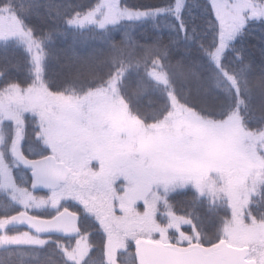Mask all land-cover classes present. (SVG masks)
I'll list each match as a JSON object with an SVG mask.
<instances>
[{
    "label": "snow or ice",
    "instance_id": "6c2138e0",
    "mask_svg": "<svg viewBox=\"0 0 264 264\" xmlns=\"http://www.w3.org/2000/svg\"><path fill=\"white\" fill-rule=\"evenodd\" d=\"M168 17L174 23L158 27L157 37L151 41L134 42L126 30L141 22ZM252 25L264 29V0H161L146 8L131 7L127 0H0V198L10 202V211L0 212V264H12L16 254L45 264L52 243L65 264H91L95 245L90 243L91 233L81 230L82 213L85 223L92 219L104 232V264H141L140 237H151L150 243L188 259L214 257L222 248L232 249L230 239L225 238L226 231L216 240L201 239L191 213L186 218L170 214L169 223L160 225L152 213L154 206L146 202L144 213L137 214L134 221L139 230L125 232L110 252L114 233L105 219L110 216L117 224H124L128 213L116 216L111 207L90 206L95 192L71 183L57 168L63 152L50 133L47 110L33 98L40 96L53 104L62 102L64 91L54 90L45 78V52L58 41L68 40L70 34L75 40V34L95 29L109 37L107 63L114 67L103 85L117 90L130 112L135 102L138 119L141 111L153 116L149 127L164 125L177 110L190 112L207 127L226 124L233 115L232 96L213 97L217 110L224 113L222 120L204 117L193 101L219 91L218 76L229 64L237 66L245 91L251 95L252 88L244 74L257 64L264 65V46L257 56L243 43ZM113 30L120 31L119 40ZM165 32L169 34L168 42H164ZM193 44L195 56L191 52ZM10 49L24 52L26 63L34 69L24 84L8 78L17 68L8 55ZM72 56L82 64L92 59L81 56L75 48ZM161 81L166 86L163 89ZM255 87L264 99V73ZM29 118L35 122L31 154L25 150ZM260 159L264 161V157ZM176 179L181 181V187L193 183L198 192L196 199L203 195L200 181L173 176L167 183ZM41 191L48 195L37 196ZM44 211L50 214L43 215ZM184 224L190 231L183 229ZM260 226L264 227V222ZM173 230L178 234L170 237ZM125 236L130 240L126 241ZM53 237L74 243L69 247ZM246 249L249 255L255 254V264H264V239L246 241L237 251L244 253ZM231 264L252 262L241 256L234 257Z\"/></svg>",
    "mask_w": 264,
    "mask_h": 264
},
{
    "label": "rangeland",
    "instance_id": "374dc122",
    "mask_svg": "<svg viewBox=\"0 0 264 264\" xmlns=\"http://www.w3.org/2000/svg\"><path fill=\"white\" fill-rule=\"evenodd\" d=\"M33 101L47 110L50 133L63 152L62 173L76 186L95 192L90 206L111 207L116 216L127 211L124 224L110 216L105 219L114 233L110 252L125 232L139 230L134 221L137 214L144 213L146 202L154 206L152 213L158 222L159 207L168 194L195 189L191 182L179 186V179L167 183L173 176H190L200 181L203 194L228 201L236 215L225 238L233 247L264 239L260 224L239 222L256 187L264 182V161L260 159L264 157V131L252 134L236 117L207 127L184 110L175 111L162 126H145L131 115L112 87L83 99L65 97L56 104L40 96ZM61 187H65L63 182ZM248 259L255 262V254H248Z\"/></svg>",
    "mask_w": 264,
    "mask_h": 264
},
{
    "label": "trees",
    "instance_id": "16d2710c",
    "mask_svg": "<svg viewBox=\"0 0 264 264\" xmlns=\"http://www.w3.org/2000/svg\"><path fill=\"white\" fill-rule=\"evenodd\" d=\"M71 3H78L81 0H69ZM89 2V0H82ZM94 2V0H92ZM127 3L134 8H146L161 3V0H127ZM201 15L203 13L201 12ZM173 22L171 17L162 18L158 21L141 22L134 26L127 27L134 42H147L155 39L158 34V27H163L166 23ZM199 22V21H198ZM113 34L117 40L120 39V31L113 30ZM169 34L165 32L164 42H168ZM204 43H208V38H204ZM244 46L257 56L260 54L261 47L264 46V29L259 25H252L248 34L244 38ZM109 37L104 33L95 29H87L82 33L75 34V40L70 34L68 40H61L54 47L49 46L45 52L46 58L43 61V70L45 78L51 82L54 90H63L65 97L83 99L91 92L107 89V85H103L108 75L114 71V67L107 63L109 55ZM72 48L83 57H92L88 64H82L79 60H75L72 56ZM192 55H196V46H191ZM8 55L11 57L13 64L17 65L9 79L17 80L24 84L29 79V73L34 72L30 63H26L24 52L18 49H10ZM261 73H264V65L257 64L254 69H249L244 74L249 86L252 88L251 95L245 91V85L238 74V68L234 64L225 65L221 69L218 76L219 91H213L208 97L194 100L201 114L209 119L222 120L224 113L218 111L213 97L224 98L226 96L233 97L231 105L232 117H236L241 121L246 131L252 134H261L264 131V99L259 95L256 89V82L260 79ZM95 77V78H94ZM65 85H69L65 87ZM103 85V86H102ZM161 88H165L163 81L160 82ZM241 101L239 104L236 101ZM128 110H129V106ZM131 115L143 123L150 126L153 123V116L145 115L143 111L139 113V119L136 116L137 108L135 102L130 105ZM227 111V106L225 108ZM175 113V112H174ZM34 120H28V140L25 150L29 152L35 145L33 134L35 132ZM48 193L37 194V196H47ZM192 187H187L173 191L165 198V204L159 207L157 216L160 225H167L170 220V214L187 217L188 213L192 214V218L196 223L201 239L204 241L216 240L218 237L224 236L225 231L233 227V210L230 208L226 199L209 196L206 194L199 195ZM10 211V202L6 198H0V212ZM43 215H49V211H44ZM236 215V213H235ZM251 217H254L253 221ZM243 222L246 226L252 224H260L264 222V182L256 187L255 195L247 203L242 218L239 222ZM241 222V223H242ZM243 225V224H242ZM184 230H189V225H183ZM81 230L83 233L90 232V243L95 245L93 254L90 257L91 264H104V240L105 235L94 220L88 219L85 223L81 221ZM175 231H170L169 236L174 237ZM145 239L144 237H140ZM60 239L67 243L69 247L74 241L66 238L53 237V240ZM149 237L147 240H150ZM56 245H49L48 256L45 264H65L60 254L55 252ZM123 256V253H121ZM44 259V256H41ZM39 264L38 261L30 259L29 256L16 254L13 256L12 264Z\"/></svg>",
    "mask_w": 264,
    "mask_h": 264
},
{
    "label": "water",
    "instance_id": "95a60500",
    "mask_svg": "<svg viewBox=\"0 0 264 264\" xmlns=\"http://www.w3.org/2000/svg\"><path fill=\"white\" fill-rule=\"evenodd\" d=\"M57 168L62 172L63 166L60 163H58ZM43 192L46 191L38 193ZM138 251L140 254L141 264H231L234 257L244 256L248 258L247 249L244 253H241L237 251V248L233 247L232 249L222 248L214 257H194L192 259H188L148 241H140ZM251 262L252 264H255V262Z\"/></svg>",
    "mask_w": 264,
    "mask_h": 264
}]
</instances>
